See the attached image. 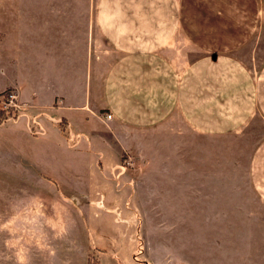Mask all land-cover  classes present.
Returning <instances> with one entry per match:
<instances>
[{
	"label": "rangeland",
	"instance_id": "obj_1",
	"mask_svg": "<svg viewBox=\"0 0 264 264\" xmlns=\"http://www.w3.org/2000/svg\"><path fill=\"white\" fill-rule=\"evenodd\" d=\"M95 3L0 0V108L16 94L8 122L0 124V264H85L89 256L99 264H264V202L248 179L255 128L211 136L191 130L177 114L146 128L90 121L86 127L99 140L108 137L119 147L120 185L92 167L82 137L88 130L78 118L68 121L51 102L42 109L17 97L19 75L30 85L48 84L56 67H68L61 76L73 68L76 77L87 59L85 41L64 56L48 54V47L35 56L33 27L41 21L33 13H71L74 21L92 23ZM21 10L27 27L19 47ZM95 40L93 112L100 107L99 77L114 57L94 34ZM238 56L249 63L246 50ZM10 137L11 151L4 141ZM111 165L104 163L102 173L113 174Z\"/></svg>",
	"mask_w": 264,
	"mask_h": 264
},
{
	"label": "crops",
	"instance_id": "obj_2",
	"mask_svg": "<svg viewBox=\"0 0 264 264\" xmlns=\"http://www.w3.org/2000/svg\"><path fill=\"white\" fill-rule=\"evenodd\" d=\"M33 15L35 23L41 21L40 27L33 24L35 56L46 47L51 49L48 54L64 56L85 41L87 59L76 77L73 68L70 76H61L68 67H56L48 84L30 85L27 75L24 79L19 75L17 97L42 109L51 102L68 121L78 118L88 130L82 137H87L86 147L94 155L92 167L106 182L116 178L123 185L119 147L108 137L99 140L87 123L98 119L106 125L146 128L177 114L200 134L229 135L245 127L257 130L248 179L264 202V132H258L257 126L264 128V0H96L92 23L90 17L74 21L71 13L57 18L40 10ZM18 19L20 47L27 27L24 11H19ZM48 26L55 28L54 34ZM52 34L55 41L46 46L44 39ZM94 34L114 54L99 77L96 113L90 107L97 106L90 65ZM245 50L249 63L238 56ZM106 113L111 115L108 120L103 118ZM51 124L63 139L60 129ZM13 139L4 138L10 151ZM62 143L73 148L68 140ZM104 163L112 164L113 174L102 173Z\"/></svg>",
	"mask_w": 264,
	"mask_h": 264
},
{
	"label": "trees",
	"instance_id": "obj_3",
	"mask_svg": "<svg viewBox=\"0 0 264 264\" xmlns=\"http://www.w3.org/2000/svg\"><path fill=\"white\" fill-rule=\"evenodd\" d=\"M11 112H13L12 107H8L6 109L0 108V124L5 122L10 117ZM120 159H122V157ZM85 264H99V261L94 260L91 256H89L87 257Z\"/></svg>",
	"mask_w": 264,
	"mask_h": 264
},
{
	"label": "built area",
	"instance_id": "obj_4",
	"mask_svg": "<svg viewBox=\"0 0 264 264\" xmlns=\"http://www.w3.org/2000/svg\"><path fill=\"white\" fill-rule=\"evenodd\" d=\"M15 99H16V94H14V93H9V94L6 96V98L4 99V101H3V105L1 106V108H2V109H6V108H8V107H12V106H11V105H13V104H12V101L15 100ZM110 117H111V115L108 114V113H106V114L103 116V118L106 119V120L110 119Z\"/></svg>",
	"mask_w": 264,
	"mask_h": 264
}]
</instances>
